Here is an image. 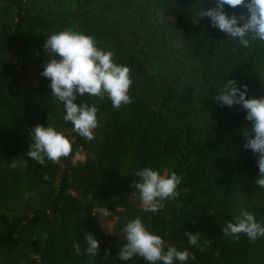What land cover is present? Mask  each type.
I'll return each instance as SVG.
<instances>
[{
    "label": "trees",
    "instance_id": "1",
    "mask_svg": "<svg viewBox=\"0 0 264 264\" xmlns=\"http://www.w3.org/2000/svg\"><path fill=\"white\" fill-rule=\"evenodd\" d=\"M213 0H0V264H145L116 259L124 225L140 217L165 250L187 249V264H264V237L223 235L247 211L264 226L257 157L243 148L245 113L212 100L228 77L264 97V44L249 48L198 22ZM229 14L246 12L226 7ZM71 29L92 36L130 69L131 103L77 98L98 108L94 138L63 120V105L40 73L46 37ZM54 127L72 145L68 157L40 165L26 156L36 125ZM80 154L84 161L75 162ZM151 167L180 176V193L146 212L131 185ZM106 209V211H99ZM114 224L106 233L100 217ZM199 234L189 245L184 232ZM99 241L83 253L85 234ZM74 244H79L77 253ZM107 251V255H106Z\"/></svg>",
    "mask_w": 264,
    "mask_h": 264
},
{
    "label": "clouds",
    "instance_id": "2",
    "mask_svg": "<svg viewBox=\"0 0 264 264\" xmlns=\"http://www.w3.org/2000/svg\"><path fill=\"white\" fill-rule=\"evenodd\" d=\"M213 3L214 7L205 9L200 6L193 13L198 22L208 19L212 29L224 33L242 48L247 49L254 42L264 44V0H213ZM241 6L246 12L239 16L226 11V7L236 9ZM43 50L49 60L42 66L40 75L49 81L50 95L63 105V120L72 125V131L78 136L92 140L98 126L96 105L83 101L78 104L75 102L78 97L107 96L113 108L131 103L128 95L132 85L130 69L117 64L113 52L99 47L92 36L71 29L56 31L46 37ZM248 93V85L227 77L217 87L212 100L228 108L237 106L245 113L244 119L250 128L246 127L243 132L246 141L243 148L257 157L255 184L264 188V97L252 98ZM30 132L32 143L26 156L40 165L46 160L55 163L68 157L72 151L69 139L48 124L46 127L36 125ZM133 174L138 180L131 187L146 212L157 213L164 207V201L180 195L177 189L182 178L175 172L162 174L144 167ZM221 231L234 240H239L241 234L253 242L264 237V226L247 211L235 217L234 222H226ZM123 233L125 242L116 253L119 261L141 257L145 264H187L190 258L187 249L179 251L168 246L165 250L162 238L151 232L140 217L129 220ZM184 235L189 245H198L199 234L185 231ZM84 242L83 253L96 257L99 241L88 233L84 235ZM74 248L81 253L79 244H74Z\"/></svg>",
    "mask_w": 264,
    "mask_h": 264
},
{
    "label": "rangeland",
    "instance_id": "3",
    "mask_svg": "<svg viewBox=\"0 0 264 264\" xmlns=\"http://www.w3.org/2000/svg\"><path fill=\"white\" fill-rule=\"evenodd\" d=\"M75 162H82L84 161V157L80 154H78L75 159H74ZM100 222H101V227L102 229L106 232V233H111L112 230H113V227H114V224L112 222H110L108 219H107V216L106 215H102L100 217Z\"/></svg>",
    "mask_w": 264,
    "mask_h": 264
}]
</instances>
